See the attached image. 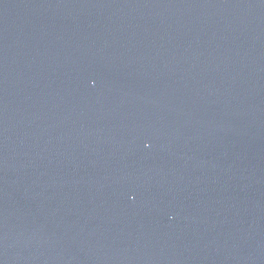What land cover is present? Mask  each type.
I'll list each match as a JSON object with an SVG mask.
<instances>
[{
    "label": "water",
    "instance_id": "95a60500",
    "mask_svg": "<svg viewBox=\"0 0 264 264\" xmlns=\"http://www.w3.org/2000/svg\"><path fill=\"white\" fill-rule=\"evenodd\" d=\"M0 264H264V0H0Z\"/></svg>",
    "mask_w": 264,
    "mask_h": 264
}]
</instances>
